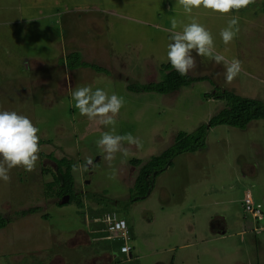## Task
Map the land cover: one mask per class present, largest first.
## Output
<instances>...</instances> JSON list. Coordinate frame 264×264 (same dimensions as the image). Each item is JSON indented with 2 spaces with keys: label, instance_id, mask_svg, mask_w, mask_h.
Returning a JSON list of instances; mask_svg holds the SVG:
<instances>
[{
  "label": "rangeland",
  "instance_id": "374dc122",
  "mask_svg": "<svg viewBox=\"0 0 264 264\" xmlns=\"http://www.w3.org/2000/svg\"><path fill=\"white\" fill-rule=\"evenodd\" d=\"M20 4L26 7L20 10L24 23L13 26L14 35L0 37L10 53V58L0 59L4 61L0 111L28 117L39 128V140L47 141L39 143L33 172L14 168L10 182L0 180V215L7 221L0 229V264H264V119L251 120L243 129L210 128L205 146L176 155L140 200H131L138 165L129 162L158 154L177 131H192L223 107V101L204 99V91L227 89L264 101V0L227 15L200 8L191 16L177 0H20ZM39 13L49 15L38 19ZM233 16L239 17V33L225 45L220 31ZM173 17L184 23L195 19L211 32L217 53L229 62L242 61L243 70L231 84L225 82L224 64L197 56V68L189 75H205L206 80L168 94L125 89L129 82L159 79L171 42L165 29L171 28ZM91 23L98 29L93 30ZM69 52H78L80 60L107 72L59 68L61 61L66 67ZM48 55L49 64H42ZM26 58L40 61L39 66L32 64L27 72ZM3 75L11 78L3 82ZM87 85L124 98L115 134L131 133L142 142L141 148L125 144L127 156L117 153L111 167L97 147L102 133L110 129L81 116L71 96ZM60 157L72 167L80 206L56 204L66 201L65 195L45 196L55 170L52 159ZM88 158L93 163L85 167ZM247 191L260 201V217L244 210ZM36 206L37 212L19 214ZM106 212L126 222L127 243L133 247L129 259H119L115 251L118 234L105 240L100 222ZM42 213L46 217L39 219ZM214 214L223 218L224 227ZM219 229H225L222 237ZM31 244L37 245L27 248L31 255L17 260L13 250ZM6 253L9 257L3 256Z\"/></svg>",
  "mask_w": 264,
  "mask_h": 264
},
{
  "label": "clouds",
  "instance_id": "9594fccd",
  "mask_svg": "<svg viewBox=\"0 0 264 264\" xmlns=\"http://www.w3.org/2000/svg\"><path fill=\"white\" fill-rule=\"evenodd\" d=\"M255 2L256 0H177L187 16H191L194 9L200 8L227 15ZM238 24V16L228 20L227 26L220 31L223 44L233 42L239 33ZM170 25V29H165L170 32L171 41L168 44L167 60L180 76H187L197 68V56L216 65L224 64L227 84H231L243 70L242 61L239 59L233 58L229 62L224 55L217 53L211 32L195 19L184 23L173 17ZM71 96L81 116L110 129L103 132L97 141V147L109 167L116 160L117 153L127 156L128 149L125 144L142 147L139 138L131 133L115 134L116 118L125 104L123 97L115 93L109 95L102 88L93 90L91 85L78 87L71 92ZM38 132L39 128L28 117L15 111H0V180L10 182V172L14 168H22L26 172L35 170L41 150ZM92 163V159L88 158L85 167H90Z\"/></svg>",
  "mask_w": 264,
  "mask_h": 264
},
{
  "label": "trees",
  "instance_id": "16d2710c",
  "mask_svg": "<svg viewBox=\"0 0 264 264\" xmlns=\"http://www.w3.org/2000/svg\"><path fill=\"white\" fill-rule=\"evenodd\" d=\"M64 63L68 70H73L78 67H88L95 72H107V70L102 66L80 60V55L78 52L67 53L64 58ZM159 71L161 75L158 80L139 84L129 82L125 85V89L135 93L153 92L159 94H168L174 90H178L181 87L188 86L191 83L197 81L206 80L207 78L205 75L191 76L188 74L187 76H180L171 67V64L168 61L160 64ZM202 97L204 99L223 101V107L211 117H209L205 123L198 125L192 131H177L174 135L172 143L158 154L149 156L143 162L137 158H132L129 161L133 165H138L134 181L130 187L131 200H140L145 198L152 188L155 177L171 165L172 160L176 155L185 152L201 150L205 146L206 134L210 128L217 125H225L243 129L251 120L264 119V101L243 97L227 89L204 91L202 93ZM44 141L47 140H39V143ZM52 160L55 163V170L54 172L51 171L52 180L46 183L45 193H49H46L45 196H55L58 199L62 195H65L66 201L56 204L74 202L76 206H80L81 200L73 187L74 182L70 163L65 157H60L58 159L53 158ZM55 171H57L61 176V184L56 177ZM52 187L54 188L51 189ZM37 211H39L37 206L28 207L27 209L20 211L19 214L24 215L25 213H33ZM41 216L42 218H45L46 214L42 213ZM6 223V218L0 215V229L3 228ZM127 232H129L128 229ZM107 233L108 232L106 231V235H104L105 240H110L111 237H107ZM92 235H95L94 232ZM119 238L120 241L116 244L117 247L115 251L119 253V259L122 257L123 259H129L132 255L133 247L130 245V249L128 251L129 256L127 255V258H124L125 254L121 252L119 248L125 241L120 235ZM101 239H103V237H101ZM128 241L129 236L126 242Z\"/></svg>",
  "mask_w": 264,
  "mask_h": 264
},
{
  "label": "crops",
  "instance_id": "0c3cea01",
  "mask_svg": "<svg viewBox=\"0 0 264 264\" xmlns=\"http://www.w3.org/2000/svg\"><path fill=\"white\" fill-rule=\"evenodd\" d=\"M25 10L26 9V7H25V5H22V4H20V0H0V37H3V36H5V34H7V33H11L12 35H14L12 32H11V30H12V28H13V26H15V25H20V24H22V23H24L23 22V16H22V12L23 11H20V10ZM40 14V17H38V19L39 18H46L48 15H49V13H39ZM51 15H55V12H52V13H50ZM27 20H28V18H27ZM91 27H92V29L93 30H96V29H98V28H95V27H93L92 26V23H91ZM100 30H103L104 29V27H101V28H99ZM2 39L3 38H0V59H2V60H4L5 58L6 59H8V58H10V53H9V51L8 50H6L4 47H3V45H2ZM92 43H94V41L92 42ZM15 47L17 48V52L19 51V46L17 45H15ZM108 48H109V46H108ZM37 51V50H36ZM7 56V57H6ZM48 58H46V57H43L44 59H42V60H45V61H43L42 62V60H41V63L42 64H49V58H51L50 57V55H48L47 56ZM24 56H22L21 55V59H22V61H24ZM28 58V57H27ZM26 58V60H25V62H24V64H25V67L26 68H28V70L29 71H27V72H30L31 71V65L32 64H34L35 66H39V63H40V61H39V63L38 64H36L37 63V60H32V59H27ZM5 61V60H4ZM4 61L2 62V61H0V66L1 65H4ZM51 62H52V60H51ZM52 64L53 65H55L56 63L55 62H52ZM64 67L66 70H68L64 65H63V62H61V64L59 65V68H61V67ZM52 69H53V67H52ZM69 71V70H68ZM44 72V71H43ZM9 78H11V77H6V76H1V80L3 81V82H6V81H8V79ZM30 78H32V77H30ZM26 85H23L21 88H22V90H24L26 87H25ZM2 87H5V86H2ZM19 86H17L16 87V89H18L19 90V88H18ZM29 90H31V87L30 86H28L27 87ZM0 90H2V89H0ZM1 94H2V91H1ZM246 192V191H245ZM248 192V194H249V196L251 197V199H252V201H254V202H260L259 200L258 201H256V199H254L253 200V198H252V196H251V194H250V192L249 191H247ZM244 193V192H243ZM242 196H243V194H242ZM262 200V199H261ZM264 202V201H263ZM41 215H38V218L39 219H41ZM212 217H214V218H216V219H219V222L221 223V227L220 228H222V227H224L225 226V224H224V220H223V218L221 217V216H219V214H214V215H212ZM45 221V220H44ZM222 221V222H221ZM259 227H261V226H259ZM262 229V228H261ZM216 230H218V229H216ZM224 230L225 229H223V230H220L219 229V231L221 232L220 234H221V237H222V233L224 232ZM252 231H253V229H252ZM256 231V230H255ZM254 231V232H255ZM258 231V230H257ZM256 231V232H257ZM257 233H255V235H256ZM34 246H37V245H29L28 247H20V248H17V249H15V250H13V252H14V255H17L18 256V258H16L17 260H19L20 258H24V257H26V255H31V254H28V252L30 253V250L28 249V252H27V248H33ZM5 255H10L9 253H6V254H4L3 256H5ZM14 255H12V256H14ZM9 257V256H8ZM22 261V260H21ZM17 262L18 261H14V264H17ZM20 264H24L23 262H21Z\"/></svg>",
  "mask_w": 264,
  "mask_h": 264
},
{
  "label": "built area",
  "instance_id": "2783aa9c",
  "mask_svg": "<svg viewBox=\"0 0 264 264\" xmlns=\"http://www.w3.org/2000/svg\"><path fill=\"white\" fill-rule=\"evenodd\" d=\"M243 208L249 214H255L254 217H260V208L257 202L252 201L249 195H244L242 198ZM104 224L105 230L108 232L107 237L110 234H118L124 239V243L120 246V251L126 256L130 249V245L126 242L128 239L127 228L124 219L118 217L115 213H105L101 221Z\"/></svg>",
  "mask_w": 264,
  "mask_h": 264
},
{
  "label": "water",
  "instance_id": "95a60500",
  "mask_svg": "<svg viewBox=\"0 0 264 264\" xmlns=\"http://www.w3.org/2000/svg\"><path fill=\"white\" fill-rule=\"evenodd\" d=\"M55 172H56V177H57V179L59 180V182L61 184V176H60V174L57 171H55Z\"/></svg>",
  "mask_w": 264,
  "mask_h": 264
}]
</instances>
